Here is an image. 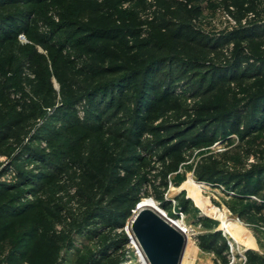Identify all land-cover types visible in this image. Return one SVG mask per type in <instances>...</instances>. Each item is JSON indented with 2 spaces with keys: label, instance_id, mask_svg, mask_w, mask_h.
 Segmentation results:
<instances>
[{
  "label": "trees",
  "instance_id": "obj_1",
  "mask_svg": "<svg viewBox=\"0 0 264 264\" xmlns=\"http://www.w3.org/2000/svg\"><path fill=\"white\" fill-rule=\"evenodd\" d=\"M44 1L0 0V7ZM147 1L144 9L148 24L168 34L174 44L172 50L151 38L130 43L129 39L141 35L136 27L102 28L84 22L70 24V34L53 42L51 29L50 36L37 33V43L51 49L46 59L33 46L16 42L19 34H31L35 7L21 6L0 13V153L15 148V162L28 154L43 167L58 171L61 166L52 160L54 156L24 141L40 117L44 121L37 128V138L42 130L52 133L53 120L69 118L73 126L87 131L113 127L111 133L123 141L105 163L87 168L92 183L88 191L80 192L83 210L65 232L63 228L54 230L48 220L54 212L25 230L26 235L38 237V244L52 250L53 259L72 234H85L96 239V247L80 256L77 264H125L128 237L123 227L127 219L149 192L160 206L171 205L164 193L170 174L178 170L186 151L211 144L219 136L238 134L245 138L264 132V54L238 45L227 53L232 42L244 41L249 46L263 42L264 22L206 34L192 28L190 11L180 0ZM115 47L137 54L128 62ZM27 63L33 76L23 72ZM231 83L235 86L224 88ZM23 85L27 90L20 87ZM10 91L15 96L8 101ZM182 98L196 100V105L188 107L180 101ZM80 103H84L81 120L75 115ZM15 167V181L0 182V244L12 237L16 218L36 213L34 201L18 203L21 193L1 199L4 192L28 187L24 191L35 195L49 176L45 170ZM197 176L229 191L242 186L240 191L250 195L264 188V166L242 174L204 170ZM263 207L247 203L238 213H259ZM218 240V232L212 233L210 241L201 247L227 249L225 241L215 248Z\"/></svg>",
  "mask_w": 264,
  "mask_h": 264
},
{
  "label": "rangeland",
  "instance_id": "obj_2",
  "mask_svg": "<svg viewBox=\"0 0 264 264\" xmlns=\"http://www.w3.org/2000/svg\"><path fill=\"white\" fill-rule=\"evenodd\" d=\"M180 1L190 11L192 28L206 34L223 33L254 22H264V0ZM145 2L148 1L46 0L39 4L2 6L0 13L12 11L16 7L34 6L36 12L31 15V34L24 35L23 39L18 38L16 42L17 45L33 46L36 52L44 55L46 59L51 49L37 43V33H48L51 29V34L54 37L50 38V42H53L70 34V24H83L84 22L102 28L110 26L136 27L141 30V35L129 39L130 43L151 38L166 44L167 48L172 50L174 44L171 43L168 34L163 30L153 29L148 24L144 9ZM230 19L236 21V24H233ZM48 36H50L49 33ZM236 45L243 46L247 51L252 49L255 53L264 54V41L255 42L252 45L253 48L244 41L232 42L228 45L227 53L231 52ZM14 46L17 48L16 45ZM14 46H12L13 49ZM115 49L123 58L128 59V62L137 54L135 50L128 51L120 47H115ZM32 71L30 63L24 65V74L33 76ZM50 79L52 86L57 89L58 84L54 77L51 76ZM234 86V83H231L229 86L224 85V88ZM20 87L27 90L26 85ZM179 90L177 87L176 92ZM14 96V92L10 91L6 98L9 101ZM180 101L188 107L196 105V100L193 99L182 98ZM46 112L47 115L51 114V110ZM83 114L84 103H80L75 107V115L81 120ZM43 121V117L37 119L24 141L30 142L36 149L42 150L49 156H54L52 160L61 166L58 171L56 168L43 167L39 161L29 158L28 154L22 155L15 162L17 154L15 148L3 149L5 153H0V182L12 183L15 181V165L24 170H45L49 174L35 195L24 191L28 187H20L4 192L1 197L2 199L21 193L18 203L34 201L36 213L31 212L26 218L15 219L12 237L0 244V264H77L80 256L86 255L96 247V239L93 237L85 234H72L69 241L61 245L57 258L53 259L52 250L38 244V237L26 235L28 232L25 230L29 229L30 224L54 212L57 217L53 214L54 217L48 216V220L51 221L54 230L59 231L63 228L65 232L69 222L72 219H79L83 210L80 192L88 191L90 183H92L88 179L87 168L105 163L109 155H113L115 148L123 141L115 138L111 133L113 127L106 125L100 131H87L83 127L73 126L72 119L69 118L53 120L51 123L52 133L42 130L37 138L35 137L37 128L42 125ZM74 160L77 162L74 163ZM80 165H83L84 168ZM155 166L158 167L157 164ZM259 166H264V132L253 133L245 138H241L238 134H230L225 138L219 136L211 144L186 151L178 170L170 174L169 186L165 191L166 199L171 203L165 209L172 212L173 204L181 211H183L181 206L185 207L186 210L183 211L185 220L193 225L196 232L194 237L191 236V239L186 241L182 264H264V207L259 213L256 211L244 215L238 213L242 205L247 203L263 204L264 206V188L257 194L250 195L240 191L242 186L229 191L222 185L199 180L197 176L199 172L211 169L242 174ZM92 172L90 171V173ZM96 180H98L97 177L94 179V184ZM188 180H192L198 185L201 196L209 205L224 212L231 222L241 228L242 233L238 234V241L220 227L219 220L207 216L201 208L194 204L188 196L187 189L183 186ZM252 183L253 180L248 182V184ZM152 196V192H149V195L141 198L138 208L156 206L163 212L162 207ZM42 207L46 210H43ZM125 225L123 232L128 234ZM216 232L219 234V240L216 242L215 248L219 247L223 241L227 245V240H231L233 259L229 253L228 245L227 249L223 248L220 251L206 250L201 247L207 244L211 239V234ZM22 236L24 239H19ZM125 248V264H140L137 248L132 238L128 237V244ZM11 251L13 252L12 258L16 257V259L11 258L12 261L9 259ZM22 254L24 255L21 256Z\"/></svg>",
  "mask_w": 264,
  "mask_h": 264
},
{
  "label": "water",
  "instance_id": "obj_3",
  "mask_svg": "<svg viewBox=\"0 0 264 264\" xmlns=\"http://www.w3.org/2000/svg\"><path fill=\"white\" fill-rule=\"evenodd\" d=\"M132 214L125 225L127 235L135 239L148 264H182L185 235L149 207Z\"/></svg>",
  "mask_w": 264,
  "mask_h": 264
},
{
  "label": "bare ground",
  "instance_id": "obj_4",
  "mask_svg": "<svg viewBox=\"0 0 264 264\" xmlns=\"http://www.w3.org/2000/svg\"><path fill=\"white\" fill-rule=\"evenodd\" d=\"M183 186L187 189L188 196L193 200L194 204L196 206H198L199 208H201L202 209V212L204 214H206L207 216L211 217L212 219L219 220L220 227L223 228L225 231L229 232L230 236L234 240H237L238 241V238H239L238 237L239 236L238 234H241L242 233L241 232V228L237 224L231 222L229 220L228 216L224 212H222V211L218 210L217 208L212 207L211 205H209L207 203V201L201 196V194L199 192V189H198L199 188L198 185L196 183H194L192 180L186 181L183 184ZM138 205H139V202H138ZM138 205L136 206V209H134V212H133L132 215H134L135 212L137 211ZM150 208L153 209L159 215L162 216L163 212L159 208H157L156 206L155 207L151 206ZM176 223H177V225L179 227L183 228V225L181 223H179V222H176ZM185 234H186L185 235V237H186L188 234H187V232ZM131 238L133 239V243L135 244V246L137 248V254H138L137 256H138V259H139L140 264H148V262L146 261V259H145L144 255H143L140 247L137 245L135 239L133 237H131ZM190 239L191 238L188 235L186 237V241L187 240L189 241Z\"/></svg>",
  "mask_w": 264,
  "mask_h": 264
},
{
  "label": "built area",
  "instance_id": "obj_5",
  "mask_svg": "<svg viewBox=\"0 0 264 264\" xmlns=\"http://www.w3.org/2000/svg\"><path fill=\"white\" fill-rule=\"evenodd\" d=\"M250 16H251V14H250ZM231 20V19H230ZM231 22L234 24H236V21H234V20H231ZM242 22H244V20H242ZM18 38H20V39H23L24 38V34H19L18 35ZM164 197L166 198V193H164ZM174 201V200H173ZM158 203V202H157ZM174 203V202H173ZM158 205H159V203H158ZM160 206V205H159ZM160 207H162V206H160ZM176 207H174V204H173V206H172V212H170L168 209H165V208H163L162 207V209L164 210L163 211V214H162V216L171 224V225H173V226H175L178 230H180L184 235H186L185 233L187 232V234L190 236V238H191V236L192 237H194L195 236V234H196V232L194 231V228H193V225L192 224H189L186 220H185V214H184V212L183 211H181L180 210V208L179 207H177L176 209H175ZM168 215H166V214ZM176 222H179V223H181L182 225H183V228H181V227H179L178 225H177V223ZM176 223V224H175ZM187 235V236H188ZM186 236V237H187ZM227 245H228V249H229V253L231 254V256H232V259L234 258V256H233V246H232V242H231V240H227Z\"/></svg>",
  "mask_w": 264,
  "mask_h": 264
}]
</instances>
